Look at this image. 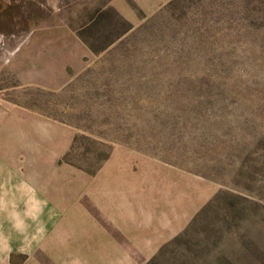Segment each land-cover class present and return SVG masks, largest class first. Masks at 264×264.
<instances>
[{"label": "rangeland", "instance_id": "374dc122", "mask_svg": "<svg viewBox=\"0 0 264 264\" xmlns=\"http://www.w3.org/2000/svg\"><path fill=\"white\" fill-rule=\"evenodd\" d=\"M0 106L90 179L49 261L264 264V0H0Z\"/></svg>", "mask_w": 264, "mask_h": 264}, {"label": "crops", "instance_id": "0c3cea01", "mask_svg": "<svg viewBox=\"0 0 264 264\" xmlns=\"http://www.w3.org/2000/svg\"><path fill=\"white\" fill-rule=\"evenodd\" d=\"M68 146L56 124L28 122L20 108L0 106V264H55L48 252L70 246L59 234L69 231L67 216L90 179L76 182L73 168L60 173Z\"/></svg>", "mask_w": 264, "mask_h": 264}]
</instances>
